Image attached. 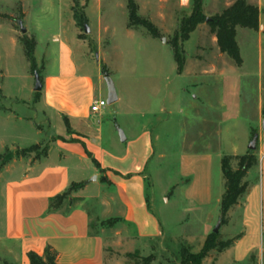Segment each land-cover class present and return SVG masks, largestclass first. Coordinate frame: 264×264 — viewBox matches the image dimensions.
<instances>
[{
    "label": "rangeland",
    "instance_id": "obj_1",
    "mask_svg": "<svg viewBox=\"0 0 264 264\" xmlns=\"http://www.w3.org/2000/svg\"><path fill=\"white\" fill-rule=\"evenodd\" d=\"M234 1L200 0V10L208 19ZM245 1L258 8L260 24L258 21L256 31L236 28L235 39L243 61L238 68L219 52L206 22L198 24L184 41L179 39L180 26L190 15L193 0H133L137 16L149 21L157 29L158 37H152L142 26H128L127 0H29L24 20L20 1L0 0V184L4 169L13 160L27 163L40 159L48 153L53 136L60 134L66 124L69 127L62 117L41 111L39 95L33 90L34 73L41 76L53 67L57 43L52 39L58 36L60 41L70 44L78 63L83 61V47H87L89 61H85L83 69L95 78L99 69L101 75L100 82L94 80L95 99L106 102L104 76L114 84L117 100L106 103L90 121L94 131L99 130L103 145H109V138L117 135V130L132 135L142 125L150 129L152 154L145 171L146 195L164 231L176 234L182 229L186 233H200L205 228L212 231L219 218L207 220V210H196L179 197L182 191L179 156L204 150L205 144H209L214 155L213 199L218 195L221 198L224 192L221 158L229 156L231 144L236 146L238 155L245 154L253 134L261 127L264 0ZM18 21L27 34L20 32ZM84 25L90 29L88 34H84ZM77 35L83 42L77 43ZM23 39L36 42L33 55L37 61L32 71ZM174 52L183 58L179 72ZM226 83H231L234 89L227 88ZM260 89L262 110L258 112ZM212 140L217 143H210ZM235 164L231 161L232 168ZM100 178L97 181L95 176V180L86 184L103 183ZM252 178L253 174L247 176V182ZM188 180L186 177L184 181ZM91 192L95 197L87 200L86 206L92 230L106 232L115 219L99 216L102 214L97 194L104 193V186ZM81 194L80 187H73L67 200L76 204L82 200ZM212 208L210 214L214 215ZM216 215L219 216V209ZM218 232L223 240L235 237L232 230L224 232L219 228ZM165 240L163 243L170 244L174 255L184 242L183 238L174 241L176 244ZM188 247L191 253H196L194 246ZM158 255L157 261L165 258ZM250 263L264 264V241L261 258L256 263L251 256Z\"/></svg>",
    "mask_w": 264,
    "mask_h": 264
},
{
    "label": "crops",
    "instance_id": "obj_2",
    "mask_svg": "<svg viewBox=\"0 0 264 264\" xmlns=\"http://www.w3.org/2000/svg\"><path fill=\"white\" fill-rule=\"evenodd\" d=\"M17 1L24 7V20L29 0ZM75 39L77 43L84 40L78 35ZM52 40L57 43L53 51L54 63L49 72L39 75L38 104L44 113L66 118L69 129L63 126L62 132L53 136L48 153L40 159L27 163L22 159L13 160V164L4 169L0 184V264H28V252L42 255L46 247L56 253V264H127L126 254L134 251H139L142 256L174 257L170 244L163 242L165 239L174 242L179 238L198 252L212 231L205 228L200 233H186L183 229L177 234L166 233L151 210L145 175L152 154L150 129L142 125L132 135L122 130L123 142L117 134L109 138V145H103L99 130L94 131L90 122L96 115L90 112V106L95 100L94 80L100 82L101 79L100 70L95 78L83 69L88 60L87 47H83V61L78 63L67 41H60L58 36H53ZM34 60L36 63L35 56ZM258 64L260 67V61ZM242 65L243 61L238 68ZM226 85L234 89L231 83ZM257 110H262L261 89ZM256 134V151L253 153L257 165L248 172V176L253 174L248 191L228 211V224L219 225L224 232L234 231L235 239L221 252L209 251L202 264H251V256L256 263L261 258L264 241V130L260 127ZM208 145L206 143L201 151L181 153L178 171L179 178H182L179 197L196 210H207L206 219L210 221L220 217V210L219 216H215L220 195L213 199L214 155ZM236 155V146L231 144L229 156ZM93 176L97 181L100 177L106 181L92 186L86 184L89 182L86 180ZM186 177L189 178L187 182L184 181ZM78 183L83 184L81 201L72 205L65 203L57 211L48 212L50 198L62 193L70 184ZM102 185L104 193L97 194L102 214L99 216L115 219L106 232L105 229L92 230L90 210L86 206V201L95 197L92 189L98 192ZM211 206L214 215L210 214ZM158 262L152 264H160Z\"/></svg>",
    "mask_w": 264,
    "mask_h": 264
},
{
    "label": "trees",
    "instance_id": "obj_3",
    "mask_svg": "<svg viewBox=\"0 0 264 264\" xmlns=\"http://www.w3.org/2000/svg\"><path fill=\"white\" fill-rule=\"evenodd\" d=\"M128 10V26H142L152 37H158L157 29L147 20L140 19L136 14V6L133 0H127ZM259 11L258 8L246 2L245 0H235L231 5L224 8L220 13L215 14L208 19L205 18L200 10V0H193L190 15L182 21L179 32V39L184 41L189 33L201 23L206 22L210 32L214 35L216 46L220 53L226 55L235 66H240L242 63L238 45L236 43L235 34L236 28H244L256 31L258 29ZM25 48V57L30 64L31 71L35 67L34 46L35 42L28 43L25 39L22 40ZM176 46V40L173 41V49ZM177 71L181 70L183 58H180L174 52ZM35 95H39L36 92ZM67 122L66 118H63ZM66 129L69 127L66 124ZM231 161H235V168H232ZM221 171L224 180V192L221 195L219 210L220 226L228 223V211L237 205L246 195L249 187L247 182L248 172L257 165V157L253 151H247L243 155L223 156L221 158ZM95 167L101 172L99 166L94 162ZM100 181L106 180L102 177ZM82 183L70 184L62 193L55 195L49 199L48 212L57 211L63 204H68L67 200L69 192L73 187H82ZM235 237L222 240L220 233H209L201 249L196 253H191L186 243L179 244L174 257H165L160 264H202V260L207 256L208 252L215 250L221 252L229 247ZM56 253L49 247L44 249L42 255L34 252L27 253L28 264H56ZM127 264H152L156 261V256L149 254L146 256L140 255L139 251L126 254ZM7 264V263H5Z\"/></svg>",
    "mask_w": 264,
    "mask_h": 264
},
{
    "label": "water",
    "instance_id": "obj_4",
    "mask_svg": "<svg viewBox=\"0 0 264 264\" xmlns=\"http://www.w3.org/2000/svg\"><path fill=\"white\" fill-rule=\"evenodd\" d=\"M18 26L20 27V32L22 34H24L26 32V30H25V28L22 27L21 21H18ZM83 31H84V34H88L90 32V29L88 28L87 25H84ZM34 79H35L34 91H40V81H39V76L37 73H34ZM104 82H105L106 87H107L106 103L112 104L117 100L116 92L114 89V84H113L112 80L107 76H104ZM261 129L264 130V118L261 120ZM117 132H118L119 140L121 142H123L125 140L123 132L121 130H117ZM256 142H257V134H253V136L250 140L249 146H248V151H254L255 150ZM90 180H95V176L91 177ZM90 180H88V181H90ZM219 225H220L219 222L215 225L214 229L212 230L213 233L218 231Z\"/></svg>",
    "mask_w": 264,
    "mask_h": 264
},
{
    "label": "built area",
    "instance_id": "obj_5",
    "mask_svg": "<svg viewBox=\"0 0 264 264\" xmlns=\"http://www.w3.org/2000/svg\"><path fill=\"white\" fill-rule=\"evenodd\" d=\"M106 105L103 99H95L90 106V112L97 114L102 107Z\"/></svg>",
    "mask_w": 264,
    "mask_h": 264
}]
</instances>
